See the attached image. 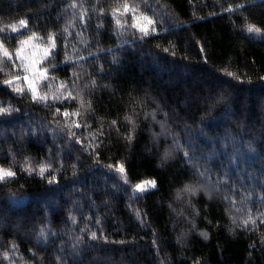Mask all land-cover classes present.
Wrapping results in <instances>:
<instances>
[{"label":"trees","instance_id":"obj_1","mask_svg":"<svg viewBox=\"0 0 264 264\" xmlns=\"http://www.w3.org/2000/svg\"><path fill=\"white\" fill-rule=\"evenodd\" d=\"M184 4L0 0V264H264V0ZM33 33L39 102L3 83Z\"/></svg>","mask_w":264,"mask_h":264},{"label":"rangeland","instance_id":"obj_2","mask_svg":"<svg viewBox=\"0 0 264 264\" xmlns=\"http://www.w3.org/2000/svg\"><path fill=\"white\" fill-rule=\"evenodd\" d=\"M176 10L183 8L185 5V0H167ZM182 16V15H181ZM184 16V15H183ZM186 16H189L188 11L186 10ZM140 28L144 31H146L149 28V20H145L141 22ZM51 41H48L47 44H42L37 41V39L33 36H30L29 38H26L22 44L12 53H9L11 55V59L8 61L13 64V67L16 68L19 71V75L14 77L13 81L15 83V86L17 88H21L22 86L27 87L31 93H33V90H35V93H43L42 88L38 89L40 82L43 80L42 78H45V75L42 71L37 69V66L42 61V59L46 58L50 51H52L51 48ZM1 53L4 57L8 58L4 55V50L1 49ZM60 90H62V86L58 85ZM38 89V91H37ZM56 91V90H55ZM52 90H46L43 95L45 94H52ZM129 90L126 88H123V90L118 93L115 96L116 101L113 102L114 105H116L117 109L120 111H123L125 107L127 106L130 96H128ZM1 169V168H0ZM8 177V176H5ZM143 181H152V179H146ZM141 181V182H143ZM141 182L137 183L140 184ZM135 184V185H137ZM135 185L132 187V193L138 194L139 191H135ZM152 187H148L150 189Z\"/></svg>","mask_w":264,"mask_h":264},{"label":"snow or ice","instance_id":"obj_3","mask_svg":"<svg viewBox=\"0 0 264 264\" xmlns=\"http://www.w3.org/2000/svg\"><path fill=\"white\" fill-rule=\"evenodd\" d=\"M73 7H75V5H73ZM237 7H238V8H239V7H243V5H238ZM127 8H128V6L125 5V10H127ZM229 11H234V9H229ZM114 18H115V14H114ZM149 23H151V21H149ZM117 24H119V20H117ZM21 27H25V28L27 27V21H26V20H21V21L19 22V25H15V24L12 25V26H11V31H12V32H17V31L19 30V28H21ZM133 27H136V25L134 24ZM3 31H4V29H0V32H3ZM65 31H67V29H65ZM142 31H143V30H142ZM247 31H248L249 33H253V32H255V33L259 34V33L261 32V29L258 28V27H256V26H254V25H248V27H247ZM35 35H36V34L33 33V37H35ZM143 35H144V36L148 35V32L144 31V32H143ZM261 38H264V37H261ZM141 39H143V36L141 37ZM49 40L52 42V44H51V48H52V49H55V47H56V43H55V38H54V36L50 35V36H49ZM0 48H3V43H0ZM166 51H167V49H166ZM50 54H54V53H51V51H50ZM4 55L7 56L9 60L12 58L11 55L7 52L6 49L4 50ZM81 59H83V57H82ZM66 61H67V53H66ZM2 62H3V61H0V63H2ZM53 67H54V66H53ZM229 75H234V74L229 73ZM3 83H4V84H8L9 86H11L12 81H11V80H5V81H3ZM94 83H95V82H93V84H94ZM13 90H14V91H17V92L22 91V90L19 89V88H15V89H13ZM32 99H33L34 102H39L40 100L44 99V97H38V96L36 95V93H35V90H33V96H32ZM15 110H16V109H14L12 106H8V107L0 106V114L11 113V112H13V111H15ZM57 111L59 112V110H57ZM67 115H68V113H65V116H67ZM129 122H130V123H134L133 121H131L130 118H129ZM115 123H116V122L113 121V124H115ZM78 126H79V125H77V127H78ZM128 139L130 140V139H132V137L129 136ZM173 149L176 150V151H179V150H180V145H179L178 143H175V138H174ZM169 155H170V153H169V152H166V153H165V159H167V158L169 157ZM185 156H186L189 160H191V157L188 155V152H187V151H185ZM109 167H111V165H110ZM29 171L31 172V170H29ZM46 171H47V166H41V168H40V174H41V176H43V174H44ZM118 171L122 174V178L124 179L125 183H128L129 181H128L127 176L124 174V173H125V169H124V166H123L122 164L119 165V167H118ZM209 171H210L209 169L205 168L202 172L199 173V175H200V176H206V175L208 174ZM14 175H15V174H14L13 172H11V171L4 170V169H0V180H4L5 176L11 177V176H14ZM53 179H54V178H53ZM50 182H51V181H50ZM148 187H152V188L156 187V182H155L154 180H152V181H143V182H141L140 184L135 185V191L144 192V191L147 190ZM185 191H193V192H194V189H192L191 186H186V187H185ZM202 235H204L205 238L207 237V234H206V233H202ZM40 237H41V238H46V233L44 232V230H41ZM91 238H92V239H96V238H97L96 233H92V237H91Z\"/></svg>","mask_w":264,"mask_h":264}]
</instances>
